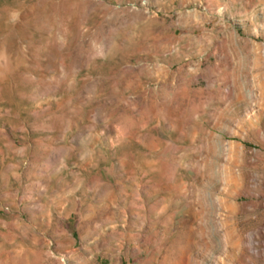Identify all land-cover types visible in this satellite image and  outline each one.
I'll return each instance as SVG.
<instances>
[{
	"label": "rangeland",
	"instance_id": "1",
	"mask_svg": "<svg viewBox=\"0 0 264 264\" xmlns=\"http://www.w3.org/2000/svg\"><path fill=\"white\" fill-rule=\"evenodd\" d=\"M0 264H264V0H0Z\"/></svg>",
	"mask_w": 264,
	"mask_h": 264
}]
</instances>
